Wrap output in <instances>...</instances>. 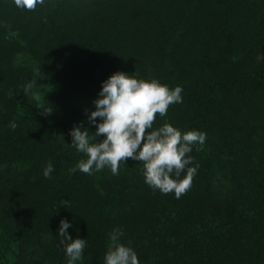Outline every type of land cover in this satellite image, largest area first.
I'll return each instance as SVG.
<instances>
[{
	"label": "trees",
	"instance_id": "1",
	"mask_svg": "<svg viewBox=\"0 0 264 264\" xmlns=\"http://www.w3.org/2000/svg\"><path fill=\"white\" fill-rule=\"evenodd\" d=\"M159 1L155 3L159 5ZM167 2L172 10L168 17L172 18L167 22L161 19L162 39L148 46L151 59L146 78L170 88L181 85L183 102L171 104L165 116L157 113L153 128L169 123L175 110L188 104L222 99L224 103L243 99L246 103L252 94L264 103V0ZM60 4V10L70 11L66 21H72L76 10L70 0H60ZM6 7L12 10L9 17L18 14L14 0L0 2V9ZM82 23L90 29L87 34L73 35L79 42L72 52L73 62L69 61L74 70L66 68L60 87L46 95L45 112L62 96V101L74 103L75 93L86 90L94 76L93 70H87L89 55L105 40L115 43L122 36V25L115 21L106 20L104 26L96 20ZM22 25L25 28L18 26L17 32L24 39L33 29L29 23ZM185 37H191L186 47L198 60L195 72L179 50ZM11 39L0 31V264H67L58 235L60 220L72 222L67 231L73 239L90 237L83 216L91 210L88 206L93 198H97L98 209L117 202L125 185L132 187L136 168L142 164L127 158L118 174L108 166L92 174L69 172L87 157L68 145L72 138L67 124L53 127L40 114L33 117L29 130L17 122L26 117L21 111L24 87L12 62L24 46ZM200 69H204L201 75ZM206 75L213 79L207 81ZM249 114V119L263 121L257 122L256 128L264 126V114ZM9 119L16 121L15 129L9 127ZM211 128L218 132L219 140L229 137L223 125ZM89 130L95 132V127ZM103 138L97 137V142ZM238 160V155L230 162L222 158L216 168L211 161H203L194 194L177 198L169 192L151 201V195L144 197V202L154 207L134 247L140 264H264V171L246 169L247 164ZM48 162L54 164V171L45 177L43 169ZM134 185L138 189L136 181ZM94 230L99 231L96 236L101 243L90 238L83 260L75 264H104L108 248L102 244L107 236L103 238L95 225Z\"/></svg>",
	"mask_w": 264,
	"mask_h": 264
},
{
	"label": "rangeland",
	"instance_id": "2",
	"mask_svg": "<svg viewBox=\"0 0 264 264\" xmlns=\"http://www.w3.org/2000/svg\"><path fill=\"white\" fill-rule=\"evenodd\" d=\"M167 1L160 0L158 5L155 0H70L72 9L76 10V16H73L72 21H66L65 15L70 11L60 10V0H45L44 5H37L32 10L18 7V14L13 17H9L11 8L0 9V31L11 35L12 41L20 42L24 46L23 52L14 56L12 68L18 73L23 87L28 83L33 85L30 91L26 92L23 89L21 111L26 117L20 118L17 122L29 130L33 117L40 114L53 127L67 124L66 130L69 133L75 125L95 127L88 124L87 114L94 110L93 100L98 96L102 81L117 71L135 73L138 78L148 80L146 76L149 74L146 71L150 67L148 60L151 59L149 47L162 39L158 26L161 19L167 22L172 18L168 17V13L172 10ZM0 2L7 4L9 0H0ZM88 20H96L101 26L105 25L106 20L118 22L122 25L120 28L122 36L115 43L111 39L105 40L106 43L97 46V49L89 55L87 70H93L94 76L86 90L75 93L74 103L70 105V101H62L65 98L62 96V100L56 105L52 103L45 112L46 95L50 94L56 86L60 87L62 79L60 77L64 76L66 68L70 72L74 70L69 61L73 62L72 52L77 49L79 42L73 35L81 32L87 34V29L90 28L82 22H88ZM14 22L17 27L24 28L23 23L31 24L32 34L24 39L20 38L17 32L19 30L14 27ZM195 22H198L197 18ZM123 26L126 28H122ZM194 29L196 32L197 27L194 26ZM36 32L41 36L36 37ZM190 38L183 39V45H180L179 50L187 61L191 62L189 69L193 67L192 72H195L198 60L191 55L190 48L186 47ZM149 71L151 74H156L154 70L149 69ZM203 71L204 69H200L198 74L201 75ZM205 77L208 78L207 81L213 79L208 75ZM210 101L198 106L194 104L181 106L175 110L174 118L169 117L171 118L169 123L172 122V125L179 128L182 133L197 129L207 134L203 147L196 145L189 153L194 157L193 164H198L199 167L191 187L181 195L194 194V186L198 183L196 179L203 169V161H211L212 166L216 168L218 163L222 162V158L230 162L238 155V161L247 164L246 169L264 171V126L256 128L257 122L263 123V121L255 120V117L248 118L251 112L252 116L257 113L261 116L264 114V103L261 99L252 94L249 95L246 103L244 99L236 100V103H224L223 99L215 103ZM9 120L12 121V119ZM220 125L228 131L229 137L224 140H219L218 132L211 128ZM10 133L13 137L14 133ZM42 145L43 143L40 146ZM141 164L136 168L137 173H134L132 187L125 185L118 193L117 202L111 206L104 205L103 208L99 206L101 209H98L97 198L91 197L95 201L88 206L91 209L89 213L83 216L88 221L89 226H86L90 237L80 238L87 241L92 238L93 241L98 242L96 233L99 231L95 232V225L100 231L102 230L103 238L107 236L106 242L102 245L108 246L109 234L114 228L119 227L124 232L121 241L133 248L136 246L144 220L154 207L153 203L150 205L145 203L144 197L151 195V201L153 197H164L167 194L153 189L147 183L144 186V165L143 162ZM260 164L262 166L259 167ZM230 172L233 171L230 170ZM185 174L182 172L180 178H183ZM135 181L138 189L134 188ZM93 205L96 207L92 208ZM100 241L98 243H101ZM98 247L102 249L101 246Z\"/></svg>",
	"mask_w": 264,
	"mask_h": 264
},
{
	"label": "clouds",
	"instance_id": "3",
	"mask_svg": "<svg viewBox=\"0 0 264 264\" xmlns=\"http://www.w3.org/2000/svg\"><path fill=\"white\" fill-rule=\"evenodd\" d=\"M14 3L32 10L44 5L45 0H14ZM101 83L93 100L94 110L87 114L88 124L95 125V132L82 125L70 130L72 140L68 145L87 159H80L69 172L92 174L108 166L113 174H118L121 164L126 165L127 158H132L143 162L145 183L163 193L174 191L179 198L191 187L199 167L193 164L194 157L189 153L196 145L203 147L207 134L197 129L182 133L168 122L153 128V122L157 113L165 116L171 104L183 102V87L170 88L157 79L146 80L123 71L113 73ZM32 88L31 83L24 86L26 92ZM16 126L14 121L9 123L12 129ZM101 135L103 140L97 142ZM53 171L54 164L48 162L43 175L50 177ZM182 172L186 174L180 178ZM71 226L72 222L64 218L58 229L67 264L83 260L88 243L84 238L73 239L67 231ZM123 235L119 227L109 234L104 264H140L135 249L121 241Z\"/></svg>",
	"mask_w": 264,
	"mask_h": 264
}]
</instances>
